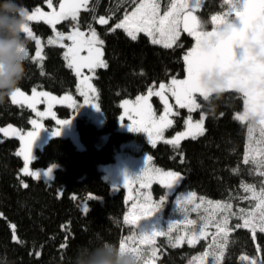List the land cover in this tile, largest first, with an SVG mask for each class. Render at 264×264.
I'll use <instances>...</instances> for the list:
<instances>
[{
  "label": "trees",
  "instance_id": "16d2710c",
  "mask_svg": "<svg viewBox=\"0 0 264 264\" xmlns=\"http://www.w3.org/2000/svg\"><path fill=\"white\" fill-rule=\"evenodd\" d=\"M46 1L19 0L28 10L45 8ZM136 2L89 0V10L81 11L76 21L82 30L89 27L96 30L104 41L103 58L108 65L97 71L94 81L102 127L97 128L85 117H79L76 122L84 150L79 151L65 138L51 139L37 150L32 167L57 166L52 181L46 183L20 176L18 141L0 137V259L9 264H70L74 249L86 240L102 237L121 243L130 230L124 222L123 192L111 193L99 167L112 164L118 149L130 140L140 141L143 149L152 154L157 167L181 174L179 190L234 206L251 195L242 185H264L255 166L244 164L246 124L234 119L243 108L242 96L236 91H224L219 97L213 94L208 101L199 99L205 114V132L195 140H183L179 147L159 143L150 148L143 134L119 128L120 102L144 93L149 87L182 77L183 57L192 45L191 38L184 34L173 47L164 48L151 44L141 34L132 40L120 29L110 31ZM226 11L223 0H204L199 14L208 19ZM101 16L111 19L98 25ZM31 26L43 41L45 59H33L34 43L25 37L29 55L17 87L24 92L35 88L56 96L75 95V77L65 64L63 49L46 43L50 28L42 23ZM55 110L60 118L70 115L67 108ZM31 117L32 112L13 104L9 94L0 99V127L13 125L24 131L30 128ZM175 129H182L179 121ZM90 194L96 198L89 200ZM82 204H87V212L81 209ZM228 228V242L220 264H238L241 256L264 261V233H257L254 238L247 229L233 224ZM203 247L200 242L192 247L169 248L162 262L191 264L192 256Z\"/></svg>",
  "mask_w": 264,
  "mask_h": 264
},
{
  "label": "snow or ice",
  "instance_id": "6c2138e0",
  "mask_svg": "<svg viewBox=\"0 0 264 264\" xmlns=\"http://www.w3.org/2000/svg\"><path fill=\"white\" fill-rule=\"evenodd\" d=\"M202 0H172L167 11L160 14V4L158 0H137L133 10L126 12L123 19L114 25L110 31L122 29L126 35L132 39H137L138 33H144L151 39L153 44H160L165 48H171L176 44L179 37L181 24L183 30L195 39L194 47L183 57L185 62V71L187 77L184 80L172 79L169 84L160 83L158 90L149 87L146 95L136 97L134 103L130 104L128 100L123 101L121 107L124 108L125 114L129 117V131L147 133L149 141L155 146L157 140L163 139L165 129L173 124L170 118L175 113L172 111V105L168 102L166 93H170L175 99L176 104L184 109H188L189 113L196 111L201 107L197 103V95L206 99L209 92L201 84V76L205 73L211 74L219 72L221 74L228 73L226 84L222 91L226 88H234L237 92L242 93L244 97V112L237 114L235 119L241 122L251 121V117H259L261 139L257 144L264 145V59H257L249 54V46L257 45L260 53L264 56V0H224L228 5V11L222 15H213L211 20L214 25L212 31H205L203 24L193 12L200 7ZM48 7L51 12H44L40 7L29 11L24 8L25 24L22 25L24 35L30 41H35L36 52L34 60L43 61V49L41 40L34 34L29 26L31 21H43L52 27L54 38L50 37L47 41L49 45H57L65 49L63 58L67 63V67L72 69L80 80V95L84 97V104H91L99 110L96 104L92 103V96L95 88L89 82L90 77L82 76L83 70L88 69L94 72L97 68H106L103 45L104 41L97 34L96 30L89 27V32H82L78 26L69 33L65 34L56 30V25L61 21L68 20L77 21L81 10H89V0H62L59 10H55L52 0H47ZM111 17L101 16L98 23L107 24ZM64 41L70 43L65 44ZM86 52L87 55H81ZM25 56L28 58V49L24 50ZM241 67L246 71L241 72ZM12 103L21 106H27L36 111V103L39 102H64L71 101V96H65L60 101L48 92H37L34 88L32 96H26L23 91L16 87L11 93ZM157 96L164 105V113L158 118L152 108L150 98ZM42 98V99H41ZM70 106L77 107L73 101ZM51 114V108L47 110ZM46 113L36 112L38 117H44ZM124 117H121L123 122ZM33 131L28 133H20L17 129L9 125L7 128H0V132L4 135L18 136L21 140V148L17 152L18 156L23 157L24 175L32 176L39 179L40 173L30 171L29 164L32 160V148L43 125L39 120L31 121ZM58 126L70 123L69 120H57ZM186 130L180 132L172 140L165 143L179 147L180 141L191 138L195 140L198 136H202L205 132L204 115H201L199 121L193 122L189 116L185 121ZM249 145L246 146L244 155V164L251 163L255 166L258 175L264 177V146L253 147L251 144L252 133L254 131L251 124L249 125ZM59 127L53 130V135H59ZM151 157H146L145 167L142 173L134 179L125 177L124 186L128 187L130 181L136 180L140 182L141 188L150 187L151 183L158 182L165 188H171L174 184L182 179L178 171H161L160 169H149L148 164ZM50 177V170L44 173ZM27 188V184H23ZM246 193H250L251 199L256 201L255 207L251 211L245 209L239 210V218L243 220V227L249 228L253 233L259 231L264 232V185L257 192L255 186L250 184L242 185ZM75 199V197H73ZM96 197L89 195L88 199L92 200ZM195 200V194H189L183 200H178L177 204H190ZM202 202L203 199L201 198ZM163 198L159 201H153L150 195H145L143 202L133 204V212L124 217L125 223H131L134 226L144 218H147L158 211L162 204ZM213 206V218L215 213H222V218L217 223V233L213 237V243L209 246L210 250L206 251L200 258V264H205L206 259L211 256L212 264H220V260L224 255V247L228 242V220L230 215H237L232 212V204L227 202H208ZM199 207V205H197ZM88 211L87 206L83 209ZM187 226H194L195 221H185ZM204 224L199 231L193 227L188 234V243L193 244L200 238L207 235ZM172 231V225L169 226L168 232ZM163 231L153 230L151 233H139L138 242L144 245H152L154 239L158 235H167ZM16 239V237H13ZM185 237L178 236L173 246H177ZM135 236L125 238L121 241V249L128 248L144 255L143 250L136 246ZM222 241V242H221ZM219 250L218 253L216 250ZM156 251L152 249V256L155 257ZM242 260H248V257H242ZM249 264H259L256 259H251Z\"/></svg>",
  "mask_w": 264,
  "mask_h": 264
},
{
  "label": "rangeland",
  "instance_id": "374dc122",
  "mask_svg": "<svg viewBox=\"0 0 264 264\" xmlns=\"http://www.w3.org/2000/svg\"><path fill=\"white\" fill-rule=\"evenodd\" d=\"M61 2H62V0H57L56 2H54L52 0L53 8L58 11ZM158 2L160 4V14L163 15V13L168 10L169 5L171 4L172 0H158ZM203 2H204V0H202L200 7L197 8L193 12V14L196 15L198 17L199 21L203 24V28L205 31H212L213 27H214L212 20H211L212 16L213 15H222V14L216 13V14L209 16L208 19L203 18L199 14V11L202 8ZM223 2H224V0H223ZM44 6H45V8H41L42 11H44V12H51L52 11V9H50L48 7L47 1L45 2ZM227 9H228V5H227ZM29 11H31V10H29ZM81 11H84V10H81ZM131 11H129L128 13H130ZM98 20H99V18L97 19V24L101 25L98 23ZM69 21H72V20L69 18L68 20L61 21L59 24L56 25V30L59 32L65 33V34H69L74 29L75 26H78L76 21L75 22L72 21L73 22L72 25L67 24V22H69ZM33 23H42V24H44L50 28L51 35H49L47 37L46 43L50 37L54 38V33H53L51 26L44 23L43 21H39V22L31 21V22H29V26L31 28H32L31 25ZM79 29L82 32H85L86 34L89 32V30H82L80 27H79ZM120 30H122V29H120ZM179 32H180V34H179L178 40L180 39V37L183 34L189 36L192 40V45L187 50V53H188L194 47L195 39L183 30L182 24H181ZM140 34L147 37V39L150 41V43L153 44L151 42V39L148 36H146L144 33H138L137 36ZM37 37L41 40V47L43 49V41L39 36H37ZM33 43H34V47H35L34 53H33V57H34L35 52H36V45H35V41H33ZM64 43L67 44L70 42L64 41ZM153 45L163 47L160 44H153ZM52 46L59 47L57 45H52ZM59 48H61V47H59ZM62 49H63V54H64L65 49L64 48H62ZM81 55H87V53L83 52V53H81ZM37 61H39V60H37ZM65 64L67 66L66 61H65ZM185 67H186V65L184 62V75L180 78H175V79H177V80L186 79L187 73L185 71ZM99 69H102V68H97L94 72H89L88 69H84L83 73H82V76L90 77L89 82L92 84V86L95 88V90H96V86H95L94 81L96 79V73ZM70 70L72 71V73L75 77V95L69 94V93L64 94V95H60V96H56V95H53L51 93L50 94L52 96L56 97L57 101H60L65 96H71V98H72L71 101H64V102L52 101V102H47V103L38 101L36 103V106H35L36 111H33L31 108H28L27 106H24L25 108H28L32 112V117L30 118V121H29L30 128H28L24 131H21L18 128H16L15 126L11 125L13 128L17 129L20 133H24V134L28 133L29 131H33V125L31 123V121H33V120H39V122L43 125V128L40 130L37 138L35 139V141L33 143L32 160H31V163L29 164L30 171H37L38 173H40V178L36 179V178H33L32 176L24 175L22 173L23 157L18 156L21 159V163H22L20 170H19L20 176L29 177L33 180H41V181L46 182V183L51 182L53 179V176H54V172L57 169V166L51 165V166H48L46 168L32 167V162L35 160V157H36V151L42 149L47 144V142L49 140L55 139V138L69 139L79 151H82V150H84V146L80 140L79 134H78L77 129H76L77 119L79 117H85L86 119L91 121L99 129L103 125V117H102L100 105H99L98 99H97V91H95L94 95L92 96V103L96 104L98 106L99 110H97V108L93 107L91 104H84V97L80 95V80L82 79V77H77L75 72L72 69H70ZM171 80L172 79H170L167 82H163V83L169 84L171 82ZM151 88H153L154 91L158 90L159 84L157 86H154ZM36 90H37V92H41V91L47 92L44 90H38V89H36ZM147 90L140 95H146ZM229 90L236 91L234 88H226L225 89V91H229ZM24 93L26 96H29V97L32 96V90L30 92H24ZM239 94L242 96L243 108L240 112H238L234 115V119H235V116L237 114L244 112V97H243L242 93H239ZM166 95L168 96V102L170 105H172V111L175 113V115H172L170 117L173 120L172 126L165 129V131L163 133V139L157 140L155 146H153V144L149 141L147 133L129 131L128 123H130L131 121H130L129 117L125 114V110H124V108L121 107V104L125 100H128L130 102V104H132L135 102L137 96L134 98L124 99L120 102V104H119L120 114H119V118H118L119 128L124 130V131H127V132H131V133H135V134H143L145 137V140L147 142V145L150 148H155L159 143H165V141H167V140H172L174 137H176V135L178 133L185 131L186 130L185 121L188 119L189 116H191L193 122H195V121H199L201 118V115L203 114L204 115V122H205V114L201 110V107L199 109H197L196 111L189 113L188 109H186V108L182 109L176 104L175 99L171 96L170 93H166ZM9 97L11 100L10 94H9ZM199 99H204V98L202 96L197 95V103L200 104ZM73 101L75 102L76 105H78L77 107L70 106ZM11 102H12V100H11ZM149 102L151 103L152 108H153L157 118L161 114L164 113V105L161 102L159 97L152 96L150 98ZM49 107L51 108V114L47 113V110ZM56 107H64V108L69 109V112H70L69 117L68 118L58 117L56 114V110H55ZM36 112H44L46 114L44 117L41 118V117H38L36 115ZM122 116L124 117L123 122H121ZM64 119L69 120L70 123L65 124L63 126H58L56 121L57 120H64ZM177 121H179L180 124L182 125L181 130L175 129ZM236 122H238L240 124H246V146L249 145V131H248V129H249L250 124L254 129V131L252 133V141H251L252 146L257 147V148L264 146V145L257 144V141H259L261 139L260 128L262 127L259 124V119L255 120L254 122L253 121L241 122L238 120H236ZM8 126L9 125H6V126L0 127V128H7ZM57 127H59L60 134L59 135H53V130L56 129ZM0 137L1 138L16 139L18 141V144H19L17 152L20 150L21 140L19 139L18 136H12V135L6 136V135H4L3 132H0ZM198 137H200V136H198ZM104 139H106V138L104 137ZM187 139H191V138H187ZM182 141L183 140H181L180 142H182ZM165 144H168V143H165ZM168 145H171V144H168ZM171 146H173V145H171ZM149 156L151 157V161L148 164L149 169H160L161 171H174V170H164V169L157 167L153 163L152 154H150V152H148L147 150H144L143 144L138 140H130V141L124 143L118 149V152L116 153V156L114 158V162L112 164L102 165L99 167V170L103 174L104 180L110 186L111 193L117 194L119 191L123 192V200H124L125 207H126L124 217L126 215H128L130 212L134 211L133 210V204H138V203L143 202L145 195H150L153 201H159L161 198H163V201H164L161 208L158 211H156L155 213H153V215H151L147 218L141 219L135 226L131 223H125L130 228V230H129V233L124 236L123 240L125 238L133 237V236H135L137 238V240L135 241V244L137 247L141 248L143 250V253H144L143 264H163L162 257L169 248L177 249V248H180L182 246L192 247L195 244L202 242L204 244L203 250L200 253L193 255L191 258V261H190L191 264H200V258L203 256V254L206 251L210 250L209 246L212 245L213 237L217 233V223L222 218L223 214L217 212V213H215V217L213 218V206L210 205L208 202L211 201L214 203L216 201H213V200L206 198V197H203V196H199L196 193L191 192V191L179 190L181 180L178 181L176 184H174L171 188H165L161 184H159L158 182H155V181L153 183H151L150 187L141 188L140 182L136 181V180L130 181L128 187H125L124 186L125 177L127 176L128 178L134 179L136 176L140 175L142 173L144 167H145L146 157H149ZM49 170H50V177L45 176L44 173L48 172ZM256 172H257V170H256ZM262 178L264 179V177H262ZM155 187H156V191L154 190ZM255 188H256L257 192H259L260 187L257 186ZM189 194H195V200L192 203L182 204V205L177 204L178 200H183ZM201 198L203 199V202H202ZM255 204H256V201H253L251 199L242 198L239 201L238 205L232 206V212L236 213L237 215H230L229 216L228 226L230 224H233L236 227L247 229L250 231L251 236L254 238L256 237L257 233H264V232H259V231L253 233L249 228L243 227L242 226L243 220L240 219L239 215H238L240 209H245L246 211H251L255 207ZM197 205H199V207H197ZM85 206H87V204H82L81 209L83 210ZM186 219L195 221L196 222L195 225L194 226H187L185 223ZM124 222H125V220H124ZM204 224H207V227L205 228V232L207 233V235L204 236L203 238L198 239L197 241H195V243L189 244L187 237H188V234H190L192 228L194 227L196 229V231L198 232L199 229ZM170 225H172V231L169 233L168 229H169ZM153 230L163 231V232L168 233V234L156 236L154 239V243L152 245H144V244H140L138 242L140 232L151 233ZM178 236L185 237V238L177 246H173V244L176 242V238ZM153 248L156 251L155 257L152 256V249ZM216 251L218 253L219 250L217 249ZM242 257H248V256H241L238 264H249V261L251 259H256L253 257H248V260H242ZM256 260L259 262V264H264V261H261L259 259H256ZM220 262H221V260H220ZM205 264H212V257L211 256H209L206 259Z\"/></svg>",
  "mask_w": 264,
  "mask_h": 264
},
{
  "label": "clouds",
  "instance_id": "9594fccd",
  "mask_svg": "<svg viewBox=\"0 0 264 264\" xmlns=\"http://www.w3.org/2000/svg\"><path fill=\"white\" fill-rule=\"evenodd\" d=\"M24 7L19 0H0V99L10 94L18 85L22 75L23 63L27 59L24 50L27 41L22 31L25 24ZM249 54L264 59L257 45L249 46ZM244 72L246 68L241 67ZM228 73H205L201 84L209 92L208 101L215 94L219 97L226 84ZM251 121L259 119L257 116ZM144 255L128 248L121 249L120 244L101 238H91L74 249L70 264H143ZM0 264H9L0 259Z\"/></svg>",
  "mask_w": 264,
  "mask_h": 264
}]
</instances>
